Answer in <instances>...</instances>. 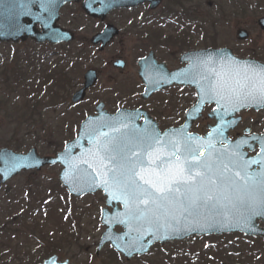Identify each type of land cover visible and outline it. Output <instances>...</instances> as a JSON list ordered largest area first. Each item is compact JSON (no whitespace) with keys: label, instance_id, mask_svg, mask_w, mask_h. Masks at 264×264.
Returning a JSON list of instances; mask_svg holds the SVG:
<instances>
[{"label":"rangeland","instance_id":"rangeland-1","mask_svg":"<svg viewBox=\"0 0 264 264\" xmlns=\"http://www.w3.org/2000/svg\"><path fill=\"white\" fill-rule=\"evenodd\" d=\"M232 1L203 0L204 7L200 13L202 16L199 14V26L202 31L194 36L197 44L204 45L205 48H230L238 57H254L264 63V31L258 26V20L264 17V0H245V13L239 10L240 7L236 8ZM210 3L213 6H210ZM239 30H247L250 39L238 41L236 34ZM93 32L89 29L87 36L91 37ZM118 48L120 47L100 56L99 52L91 47L53 48L28 42L16 45L0 44V148L7 147L22 154L37 148L41 156H53L76 137L79 125L88 114L94 112L99 102H105L106 107L114 112L121 106L118 102L122 103L123 99L114 93H102V86L106 89L111 83L119 82L121 87L123 82H126V85L131 86L127 91H141L137 82L136 63L139 52L131 42L126 43L122 49L130 64L127 69L119 70L110 63ZM74 54L83 59L74 65L73 73L66 77L63 73V81L69 86V90L68 94H65V101L64 97L61 101L58 98L59 108L47 111L48 99L44 98L39 112H30L25 106L28 98L27 94H22L23 88L13 87V91L18 90L20 94L6 89L10 86L4 81L7 82L11 74L23 72L29 80L32 78L39 81L40 77L55 69V65L65 59L64 56L70 55L73 58ZM65 60L69 66V61ZM64 63L62 60L61 68L65 67ZM89 69L96 70L100 76L97 88L90 92L82 103L71 108L72 95L84 83V74ZM133 76L136 77L134 85ZM65 78L70 81H65ZM180 94L173 91L171 97L176 101L172 102V110L179 108L181 104L182 108L192 107L196 101L191 91L176 99ZM180 98L183 102H180ZM156 100L163 101V108L167 109L166 95ZM6 101L7 104L3 105ZM63 103H68L67 111L65 106H62ZM210 111V108H206L205 119L194 124L192 131L205 132L207 123L213 124L206 117ZM240 116L243 118L242 123L232 136L242 133L248 127L252 128L254 133L264 134V112H243ZM61 169L60 166H54L46 167L38 173H21L0 190V225L7 222L10 224L7 228L10 229L16 216H24V208L30 205L33 210L28 213L30 218L23 224H20L19 219L15 220L19 230L22 228L21 233L18 238L13 236L10 240L12 247L0 250V264H41L52 254H57L61 261L69 260L70 264H264V240L243 238L239 234L192 237L184 242L156 245L140 260H125L116 255L109 245L97 255V246L105 230L100 217L101 209L105 207V198L100 192L81 198L69 196L58 179ZM47 199L50 200L51 207L55 206L54 201L59 202L56 213L53 207H45L47 209L44 211L43 203H38V200L42 202ZM48 239H53L54 242H48ZM53 248L54 253L48 252ZM5 251L7 253L3 255Z\"/></svg>","mask_w":264,"mask_h":264},{"label":"snow or ice","instance_id":"snow-or-ice-1","mask_svg":"<svg viewBox=\"0 0 264 264\" xmlns=\"http://www.w3.org/2000/svg\"><path fill=\"white\" fill-rule=\"evenodd\" d=\"M52 3L54 0H48ZM13 27L16 31L23 28L18 16ZM202 63H212L211 58ZM227 68L225 72L221 65L220 72L212 71L214 82L203 73L191 80L198 83L197 75L204 80L202 93L220 104L225 113L227 107L235 112L249 105L264 106V66L231 60ZM139 115L122 112L99 122L88 132L94 147L89 150V159L82 161L90 168L95 166L100 181L97 186L112 199L122 201L125 212L122 217L114 216L113 222L138 233L129 245L130 252L143 249L139 242L145 226L152 228L154 238H167L163 232L195 231L201 220L231 215L237 223L250 226L256 217H264V136L251 137L259 151L246 158L241 146L247 140L221 150L211 140L205 145L200 137L183 129L179 137L165 133L162 138L151 126L138 129L132 124ZM220 131L213 129L217 135ZM205 146L207 153L202 155L200 150ZM248 147L255 148L252 144Z\"/></svg>","mask_w":264,"mask_h":264},{"label":"water","instance_id":"water-1","mask_svg":"<svg viewBox=\"0 0 264 264\" xmlns=\"http://www.w3.org/2000/svg\"><path fill=\"white\" fill-rule=\"evenodd\" d=\"M71 1L79 0H54L51 5L48 4V0H0V41L1 42H14L17 43L20 40L26 41L28 38L33 39L37 43H51L60 44L64 42H70L73 36L57 27V21L59 19L60 9ZM149 0H87L84 4L85 11L92 16H98L94 13L92 9L95 4L101 5V11L107 14L108 12L116 9L122 8H133L140 4L145 3ZM23 5V6H22ZM51 17L49 16V13ZM18 16L19 24L23 26L22 30L16 31L13 27L15 19ZM36 25L41 27V32L36 29ZM260 27L264 30V18L259 21ZM116 34L112 28L106 29V31L97 37L94 43H98L103 40L105 45L114 37ZM248 38V33L245 31H240L238 33L239 40H246ZM190 58L192 64L181 71L168 72L163 65H157L156 62L149 63L147 59L142 60L139 64V75L143 83L146 85V93L143 95L144 99L149 98L156 91L167 88L173 84H181L184 86L196 87L198 91V103L194 108H192L186 117L185 126L179 130H170L166 133H175V137H179L184 133L180 130L183 129L184 132L188 134L192 124L201 117V113L206 104H216L217 109L209 115L210 118L216 120V126L210 129V132L201 138L205 145L211 140V143L216 149H224L233 147L238 141L247 140L246 144L241 146V151L246 154V158H252L249 153H253L256 150L255 141L251 139L252 136L260 137L259 135H251L250 130L244 132V136L232 141L228 138L230 130H234L239 122L240 118L235 119L234 117L237 113L243 110L252 109L255 111L264 110V106L249 105L246 107H240L237 111L233 112L231 107H227V112L220 104H217L215 100H209L207 95H204L201 91L200 85L206 82L197 75V82H192L191 77L197 73H203L204 75L211 76L212 71L220 72L221 65H224L223 71L227 72L228 62L231 60L239 61L242 64L250 65L252 67L264 66L254 60H241L235 58L231 50H221V51H203L199 53L189 54L186 60ZM211 58L212 63L204 65L202 62L207 61ZM151 59V57H150ZM213 82L215 77L211 76ZM97 81L96 73L94 71H89L85 76V87L75 94L72 101L74 103L80 102L84 99L86 90L94 86ZM164 84V85H162ZM103 105H99L96 108L97 117H89L81 125L78 136L75 140L66 144L63 152L58 153L54 157H41L39 156L36 149H32L28 154H17L9 149L0 150V188L2 185L6 184L7 181L17 176L21 171H30L36 169L41 171L45 166H54L57 164L62 165L63 170L60 173L59 180L61 184L68 189L69 194L72 197H81L87 194H94L97 191H103L106 197V208L102 210L101 222L106 228L104 234L102 235L101 241L99 243L97 253H99L104 246L110 244L114 250L127 259L134 257L135 255H145L149 252L151 247L156 243H160L162 246L170 241H182L193 235H223L227 233H243L248 236H258L264 238V228L260 226L258 221L264 224V217H256L251 225H244L243 223H237V220L231 215L226 217H216L210 220H201L200 226L196 228L195 231L183 230V231H166L162 233L163 237L167 238H154L150 235L152 228L150 226H145V231L142 234V239L139 243L143 244V249L138 251H129V245L136 240L138 233L131 231L130 226L118 222H113V217L119 215L123 216L125 212L122 201H117L111 198L107 192L102 188L98 187L99 178L98 174L94 171V165L90 168L87 164L82 161L89 159L88 153L90 149H93V138L88 135V132L98 127L99 122L106 118H115L120 115V111L117 115L111 116L107 112L102 111ZM140 113V112H139ZM141 115V113H140ZM140 115L131 123L134 124L138 129H143L151 126L158 130L155 122L149 119L147 116L143 124H139ZM221 115L223 118L221 119ZM230 121H235V123H229ZM220 128L221 131L219 135L213 133V129ZM107 131V130H102ZM159 131V130H158ZM212 134L211 136L209 134ZM165 134V133H164ZM164 134L161 137L164 138ZM189 135V134H188ZM197 136V135H192ZM264 136V135H262ZM198 137V136H197ZM252 144L255 146L254 150L249 148L248 145ZM259 147V146H258ZM248 149V151H247ZM163 151V150H161ZM201 154L205 155L207 153V147L201 148ZM256 156V155H255ZM254 156V157H255ZM256 168V165L252 166ZM121 207V208H120ZM109 208H112L110 211ZM121 227L123 229L122 233H116L115 228ZM127 234V235H126ZM120 237V239H116ZM139 247V244L137 245ZM44 264H69V261L59 262L57 256H52L44 262Z\"/></svg>","mask_w":264,"mask_h":264},{"label":"flooded vegetation","instance_id":"flooded-vegetation-1","mask_svg":"<svg viewBox=\"0 0 264 264\" xmlns=\"http://www.w3.org/2000/svg\"><path fill=\"white\" fill-rule=\"evenodd\" d=\"M158 1V7L155 10L150 9L149 3H144L143 5H140L135 9L115 10L108 12L107 14H105L104 12L102 13V11L100 10V4H95L93 6V10L94 13L98 14L97 17L90 16L84 11L83 4L85 0L79 1L77 3H70L60 10L58 26L71 32L74 36V40L71 43H65L57 46L50 45L48 43L42 44L41 46L53 48L75 47L78 49L91 47L92 49L97 50L100 56L107 51L114 50L116 47H120L118 48V51L113 54L114 56L111 58L112 61L110 60V63L113 66L115 62L122 61L125 66L124 68L127 69L128 65L130 64V60L128 56L124 54V49H122V47H124L126 43L131 42L134 48H136L137 52H139L140 54L137 58V66L140 60L145 59L151 55L154 61L166 66V69L168 71L180 69L185 66V63L187 62L185 57L189 53L206 49L204 45L199 46L197 44L196 38H194L197 33L199 34L200 30L202 31V28L199 25L201 19L200 17L202 16V14L200 13L202 12L201 10H203L204 7L203 0ZM210 6L213 5L210 3ZM109 26H113L114 29H118L119 33L111 41L110 44L106 45L103 50H100V45H93L92 39L96 35H100L101 33H103ZM37 28L39 29V26H37ZM89 29L94 31L91 37L87 36V32ZM28 41V43L35 44L32 40ZM75 59L70 60L74 61ZM82 59L83 58L80 56H78L77 58L79 62ZM78 61L76 62V64L79 63ZM58 72V68H55L53 70V76L56 84L59 80ZM98 77L99 80L97 84L94 88L90 89L87 92L86 96H88L90 92L94 91L97 88L96 86L100 81V76L98 75ZM132 79L134 81L132 82V84L134 85L136 83V77L133 76ZM137 80V82H139L141 90L137 93L127 91L131 86L126 85V82H123L121 87H119V85L121 84L119 82L111 83V85H109L106 89H104V87L102 86L101 92L106 94L108 92L109 94L114 93L115 95H119V97L124 100L125 103L123 102V100L122 103L120 101L118 102V105L121 106H119L116 111H118L119 109H142L148 111L152 118L157 122L158 127L162 132L171 128H178L184 124L191 107L182 108L181 104L179 105V108L172 110V102H175L176 100L172 99L171 95L173 91H178L181 94L180 96H177L175 98L179 99V97H182V94L183 96H185V94H188V92L191 91L192 93H194L196 100L197 93L195 89L184 88L182 86H172L167 90L156 93L150 100L143 101L141 100L140 95L144 92V86L139 80L138 72ZM81 88L82 86L79 89ZM133 89H135V86H133ZM165 95L167 97V109L163 108V101H155L156 98H162ZM180 102H183L182 98H180ZM103 103L105 104V102ZM126 103L130 105L125 106L124 104ZM105 108L112 114L116 113V111H110L106 107V105ZM207 108H210L212 110L213 107ZM90 115H94V112L88 114L87 116ZM178 118H180L181 120H179ZM204 119L205 117H203L199 121H202ZM212 125L213 124L211 123H207L206 131L199 134L205 135L208 132V128ZM232 134L233 132L231 133V137L234 139L240 136L242 133H238L235 136H232Z\"/></svg>","mask_w":264,"mask_h":264},{"label":"trees","instance_id":"trees-1","mask_svg":"<svg viewBox=\"0 0 264 264\" xmlns=\"http://www.w3.org/2000/svg\"><path fill=\"white\" fill-rule=\"evenodd\" d=\"M62 70L64 71V68H62ZM14 79H20V81L22 82L24 79H25V74L24 73H22V72H18V74L17 75H13L12 76ZM67 87H68V85H65V82L63 81V72L61 73V87H60V92H61V97H60V101H61V98L62 97H64V101H65V93H66V91H67ZM62 103V102H61ZM51 105H53V92H52V94H51ZM65 105V104H64ZM68 133V132H67ZM62 135H63V133H62ZM56 152V151H55ZM38 203H40V204H42V208H43V210L44 211H46V209L47 208H45V207H51V202H50V200H43L42 202L40 201V200H38ZM55 206L53 207V211H55V213H56V211H57V204H58V202H57V200L56 201H54V203H53ZM28 208H31V209H28V208H24V210H25V214H24V216H16L14 219H13V222H12V227L9 229V228H7V226H9L10 224L9 223H5L3 226H1L0 225V241H1V244H0V250H2L4 247L6 248V247H12V243H11V239H12V237L13 236H15V238H18V235H19V233H21V230H22V228H20V230H19V226H16L15 225V220L16 219H19L21 222H20V224H23L24 223V221L28 218H30V216H28V213H30V211H32L33 212V210H32V207L30 206V205H28L27 206ZM51 207V208H52ZM12 233H13V235H12ZM4 239H6L5 240V242H4ZM54 242V240L53 239H48V242ZM46 246V245H45ZM48 252H51V253H54L55 252V249L53 248V249H51L50 251H48ZM7 253V251H5V252H3V255H5Z\"/></svg>","mask_w":264,"mask_h":264}]
</instances>
